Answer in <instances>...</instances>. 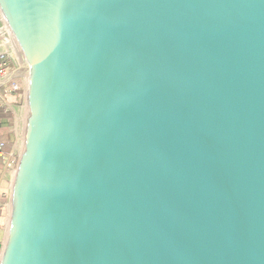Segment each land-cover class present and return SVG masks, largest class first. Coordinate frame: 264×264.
Instances as JSON below:
<instances>
[{"label":"water","instance_id":"1","mask_svg":"<svg viewBox=\"0 0 264 264\" xmlns=\"http://www.w3.org/2000/svg\"><path fill=\"white\" fill-rule=\"evenodd\" d=\"M25 133L0 264H264V0H0Z\"/></svg>","mask_w":264,"mask_h":264},{"label":"crops","instance_id":"2","mask_svg":"<svg viewBox=\"0 0 264 264\" xmlns=\"http://www.w3.org/2000/svg\"><path fill=\"white\" fill-rule=\"evenodd\" d=\"M3 26L0 16V27ZM25 109L26 92L8 94L4 88H0V139L7 144L8 150L23 146ZM2 171L0 165V246H3L7 239L13 182L10 175L1 179Z\"/></svg>","mask_w":264,"mask_h":264},{"label":"built area","instance_id":"3","mask_svg":"<svg viewBox=\"0 0 264 264\" xmlns=\"http://www.w3.org/2000/svg\"><path fill=\"white\" fill-rule=\"evenodd\" d=\"M10 46L4 26L0 27V88H4L8 94L26 92ZM21 151L18 147H12L8 150L7 144L0 139V165L3 170L1 179H4L6 175H10L14 179Z\"/></svg>","mask_w":264,"mask_h":264},{"label":"rangeland","instance_id":"4","mask_svg":"<svg viewBox=\"0 0 264 264\" xmlns=\"http://www.w3.org/2000/svg\"><path fill=\"white\" fill-rule=\"evenodd\" d=\"M19 150H20V151L22 150V145L19 147Z\"/></svg>","mask_w":264,"mask_h":264}]
</instances>
